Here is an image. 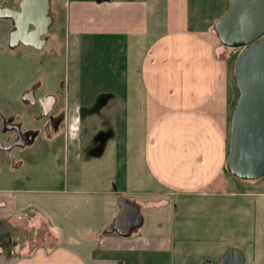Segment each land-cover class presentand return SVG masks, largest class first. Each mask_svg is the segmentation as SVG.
I'll return each mask as SVG.
<instances>
[{
	"label": "crops",
	"instance_id": "0c3cea01",
	"mask_svg": "<svg viewBox=\"0 0 264 264\" xmlns=\"http://www.w3.org/2000/svg\"><path fill=\"white\" fill-rule=\"evenodd\" d=\"M227 7L64 1L67 72L47 103L65 137L46 141L61 148V186L7 193L0 219L47 234L0 264H217L231 247L264 264V178L242 188L225 170L229 70L212 25ZM121 198L142 219L126 237L103 232Z\"/></svg>",
	"mask_w": 264,
	"mask_h": 264
},
{
	"label": "water",
	"instance_id": "95a60500",
	"mask_svg": "<svg viewBox=\"0 0 264 264\" xmlns=\"http://www.w3.org/2000/svg\"><path fill=\"white\" fill-rule=\"evenodd\" d=\"M227 1L228 7L212 25L222 46L240 49L231 67L238 95L229 121L225 170L235 179L255 181L264 177V0ZM18 7L17 11L0 8V18L13 23L9 47L21 43L43 48L42 37L54 20L51 0H20ZM118 204L119 215L103 232L126 237L142 219L139 208L127 199H119ZM243 263L242 251L231 247L217 264Z\"/></svg>",
	"mask_w": 264,
	"mask_h": 264
},
{
	"label": "rangeland",
	"instance_id": "374dc122",
	"mask_svg": "<svg viewBox=\"0 0 264 264\" xmlns=\"http://www.w3.org/2000/svg\"><path fill=\"white\" fill-rule=\"evenodd\" d=\"M64 1L51 0V12L55 15V19L47 31L50 39L41 49H34L29 46L9 49L7 35L4 33L7 24L0 21V117L15 111L21 116L25 128L35 126L31 119V115L35 111H30L28 107L22 104L23 91L37 83L38 89L35 95L38 99L46 95H55V97L60 98L63 94L67 72L64 58ZM192 5L195 6V0H192ZM235 51L239 52L240 50L220 47L219 54L227 59ZM232 63L228 66L229 95L231 97L233 94L234 98H237L233 92L235 86L231 75ZM231 112L232 109L231 111L229 109L228 129ZM61 156L60 147L52 148L48 146L45 140L39 139L28 148L27 157L23 159L19 167H12L8 160L3 161L1 159L0 208L4 207V203L9 197L7 193L10 191L32 195L36 192L58 189L61 186L62 174L57 161ZM260 180L245 181L240 186L250 189L256 186ZM31 223L26 222L25 218H20V216L0 219V263L3 262L4 255L7 253L11 252V255L19 256L21 252H25L26 242H29L31 247L41 242V239L45 237L47 234L45 226L41 222L37 226L31 225Z\"/></svg>",
	"mask_w": 264,
	"mask_h": 264
},
{
	"label": "flooded vegetation",
	"instance_id": "af4514ba",
	"mask_svg": "<svg viewBox=\"0 0 264 264\" xmlns=\"http://www.w3.org/2000/svg\"><path fill=\"white\" fill-rule=\"evenodd\" d=\"M19 2L20 0H0V8L17 11L19 9ZM51 15L53 16L54 14L51 12ZM0 21L7 24L4 33L7 35L8 48L15 49L19 46H24L19 43L15 47H9V33L14 29L13 23L7 18H0ZM31 28L29 26V29ZM42 38L45 39L46 45L50 36L46 33ZM37 89V83L31 85L23 91L21 98L22 104L28 107L30 111H35L32 115L30 114L35 126L25 128L21 116L15 111L5 116L1 115L0 117V160H8V163L12 167H19L22 164L23 159L27 157L28 148L33 146L37 140L48 141L52 138V141H55V143H60L65 137V133L62 130L65 120L64 112L56 109L54 106L48 105L47 100L53 97V95H46L38 99L35 95Z\"/></svg>",
	"mask_w": 264,
	"mask_h": 264
},
{
	"label": "trees",
	"instance_id": "16d2710c",
	"mask_svg": "<svg viewBox=\"0 0 264 264\" xmlns=\"http://www.w3.org/2000/svg\"><path fill=\"white\" fill-rule=\"evenodd\" d=\"M213 32H214V31H213ZM220 47H222V48H226V47L222 46L221 44H220ZM229 49H232V48H229ZM232 50H234V49H232ZM236 50H240V49H236ZM237 54H238V52L235 51V52H233L231 55H229V57H228L227 59H225V60L227 61V63H228V66L231 65V63L234 61V59H235V57L237 56ZM233 92H234L236 95H238L235 87H234V91H233ZM233 92H232V93H233ZM232 96H233V94H232ZM232 96H231L230 99H229V109H230V111H231V109H233L234 103H235V101H236V98H234V96H233V99L231 100ZM228 119H229V117H228ZM227 174H228V173H227ZM228 176H229L230 178L234 179V180H235L236 182H238L239 184H242L243 182H245V181H241V180L235 179V178L231 177L230 175H228ZM263 178H264V177H263Z\"/></svg>",
	"mask_w": 264,
	"mask_h": 264
},
{
	"label": "clouds",
	"instance_id": "9594fccd",
	"mask_svg": "<svg viewBox=\"0 0 264 264\" xmlns=\"http://www.w3.org/2000/svg\"><path fill=\"white\" fill-rule=\"evenodd\" d=\"M78 124H79V121L77 120L76 122H75V124L73 125V128H72V131L73 132H76L77 130H78ZM73 138H75V137H73Z\"/></svg>",
	"mask_w": 264,
	"mask_h": 264
}]
</instances>
